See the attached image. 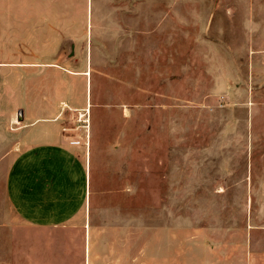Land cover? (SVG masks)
<instances>
[{
	"label": "rangeland",
	"instance_id": "374dc122",
	"mask_svg": "<svg viewBox=\"0 0 264 264\" xmlns=\"http://www.w3.org/2000/svg\"><path fill=\"white\" fill-rule=\"evenodd\" d=\"M0 65V264L84 260L6 200L25 86L90 146V223L123 231L112 264H135L136 230L144 264H264V0H0Z\"/></svg>",
	"mask_w": 264,
	"mask_h": 264
},
{
	"label": "crops",
	"instance_id": "0c3cea01",
	"mask_svg": "<svg viewBox=\"0 0 264 264\" xmlns=\"http://www.w3.org/2000/svg\"><path fill=\"white\" fill-rule=\"evenodd\" d=\"M5 68V65H0V74ZM32 69L35 68H27L26 71L32 72ZM6 77L9 94L16 88L15 76L8 73ZM25 89L30 106L25 107L23 112L21 110L24 118L23 146L14 154L5 171L6 200L11 210L25 223L61 231L62 238L66 242L70 240L72 250L80 249L84 244V260L82 262L78 254L79 264H112L115 260L112 252L115 234L123 231L113 229L112 225L99 229L90 223V146L88 148L84 144L83 133H65L63 112H60L57 103L46 104L42 96L39 102H32V88L25 86ZM1 90H5V85L1 87L0 84ZM67 106L76 110L86 109V105L84 108L74 101H67ZM9 111L10 100H1L0 95V113L7 122L10 120ZM71 135H78L80 143H70L68 139ZM135 234V264H144L143 233L139 236L136 230ZM139 240L141 243L138 246ZM174 252L172 249L171 253L168 248L167 264L175 260Z\"/></svg>",
	"mask_w": 264,
	"mask_h": 264
},
{
	"label": "built area",
	"instance_id": "2783aa9c",
	"mask_svg": "<svg viewBox=\"0 0 264 264\" xmlns=\"http://www.w3.org/2000/svg\"><path fill=\"white\" fill-rule=\"evenodd\" d=\"M72 144H79V140H71Z\"/></svg>",
	"mask_w": 264,
	"mask_h": 264
},
{
	"label": "water",
	"instance_id": "95a60500",
	"mask_svg": "<svg viewBox=\"0 0 264 264\" xmlns=\"http://www.w3.org/2000/svg\"><path fill=\"white\" fill-rule=\"evenodd\" d=\"M17 118H18L19 120L22 119L21 111L18 112V116H17Z\"/></svg>",
	"mask_w": 264,
	"mask_h": 264
}]
</instances>
